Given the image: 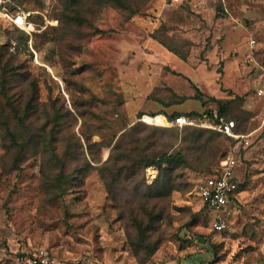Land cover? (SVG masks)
<instances>
[{"label": "rangeland", "instance_id": "374dc122", "mask_svg": "<svg viewBox=\"0 0 264 264\" xmlns=\"http://www.w3.org/2000/svg\"><path fill=\"white\" fill-rule=\"evenodd\" d=\"M15 2L17 6L0 10V46L8 50L12 62L7 63L15 66L21 78L9 82L15 100L28 72L43 108L51 109L52 99L58 96L57 89H50V84L56 86L52 77L61 84L70 71L86 68L82 78L89 88L77 100L97 105L100 97L111 95L108 104L127 110L129 117H121L132 125L141 120L140 113L160 111L147 98L153 89L169 83L176 91L171 83L178 81L182 87L176 92L191 99L170 107L169 113L215 107L213 99L240 95L245 100L234 98L228 116L237 117L238 131L252 134L247 146L217 136L216 148L206 151L209 161L202 165L196 160L198 153L184 140L198 133L196 130L157 125L169 127V131L148 140L150 151H183L188 166L181 163L175 169L176 182L183 183L179 190H166L158 199H151L150 189L142 186L141 192L149 194L147 208L157 203L155 210L163 215L160 221L146 222L149 245L161 241L151 253L134 223L122 219L123 212L143 215L135 205V195L124 190L109 193L106 181L109 183L110 173L104 179L98 169L110 155L117 139L112 136L121 121L114 118L112 126L106 123L96 132L89 130L87 141L83 119L68 100L62 109L68 126L60 135L59 158L54 161L38 154L44 149L38 138L31 139L28 128L11 117L8 127L15 138L0 126V241L7 242L8 252L28 253L45 247L55 264H264V96L257 94L264 83V0H126V6L120 8L104 0H82L81 8L71 12L75 17L71 21L66 16V0ZM43 31L44 36H33ZM156 31L176 49L189 53V62L173 54L172 63L166 66L150 62L149 41ZM70 33L76 41L91 34L90 42H81L75 51L54 47L60 38L68 40ZM26 34L30 47L33 39L42 46L40 52L31 55L21 45L18 50ZM251 39L257 41L256 47ZM44 67L50 76L45 75ZM140 71L143 79L152 78L153 87L137 80ZM197 87L199 100L192 99ZM4 102L1 98L0 110L5 109ZM68 107L73 119L66 112ZM96 142L102 144L91 151L89 143ZM232 154L238 159L237 175L244 183L241 201L227 214L226 230L216 231L213 214L194 187L206 169L219 167ZM60 161L67 164L64 180L59 179ZM75 168L81 170L75 172ZM145 173L146 183H153L156 178H148L147 170ZM4 257L0 252V264H10Z\"/></svg>", "mask_w": 264, "mask_h": 264}, {"label": "trees", "instance_id": "16d2710c", "mask_svg": "<svg viewBox=\"0 0 264 264\" xmlns=\"http://www.w3.org/2000/svg\"><path fill=\"white\" fill-rule=\"evenodd\" d=\"M111 2L120 7L126 6V0H104V2ZM82 0H66L68 11H67V19L69 21L73 20L75 17L71 14L72 11H76L79 7L81 8L80 4ZM12 7L17 6L15 0H10L6 3ZM15 8V7H13ZM59 29V26L57 28ZM32 33H30L31 35ZM35 35V36H34ZM91 35V34H90ZM89 35V37H90ZM34 37H42L44 36L43 32H35L33 34ZM89 37H84L83 39L76 41V39L72 40V33L69 34V39L64 40L63 38L59 39V43L56 44L58 49L60 48L61 51L68 50V51H75L78 49L79 44L83 42V45L86 42H90ZM152 38L167 48L170 52L178 56L180 59L187 61L189 57V53H182L180 50L176 49L173 45L167 42L166 39L161 38L158 35L157 31L152 34ZM20 45L23 47V50H27L28 52L33 55L34 51L40 52L41 47H39V43L35 42L33 39L32 47L29 45V37L26 34L25 37L19 43V51ZM4 45L0 46V76H1V83H0V99H5L4 107L5 109L0 110V126H4L8 129V133L12 138L16 137V133L14 131L9 130L10 125V118L15 119L16 121L20 122L24 127L28 128L29 136L31 139L36 140L38 138V144L41 147H44L43 151H39L38 154L43 155L47 160H54L56 161L59 158L58 151L60 147V141L62 139L61 133L66 130L68 124L64 119V113L62 109L64 108L66 102L69 100L72 103L73 108L79 113V116L83 119L82 125L83 130L85 131V139L88 141L90 139L87 132H96L99 130L104 124L112 126V121H121L122 126L117 129L114 133L112 138L117 137L116 141L114 142L110 155L107 160H105L101 165L98 166L100 173L103 175V178L106 179V173H110V180L109 183L106 181L107 190L109 193H119L121 190L131 192V195H135L136 203L135 205L141 208V212L143 215L136 214V212H130L126 216V212L122 213V219L126 222H133L134 226L138 228L143 235V244L147 245V249L150 252H154V250L160 245L161 241L156 242L153 247L149 245L147 241L148 233L146 229V222L147 220H151L153 223L156 221H160L163 215L156 212L157 203L153 205L154 208L149 209L147 208V203L145 199L149 196V194L142 193V186L145 185L147 189H150V198L151 199H158L162 194L166 191H174L179 190L181 187L182 182L178 183L175 180V169L181 163H184L188 166V158L183 151L177 152H168L163 151L162 149H156L154 151H150V146L148 145V140L154 137H158L164 133V131H169V127H158L150 126L147 122L142 120L136 121L132 125L127 124L126 120L122 119L121 116L127 119L129 117L127 110H123L116 105H109L108 98L109 95L106 97H100L101 103L94 105L86 99H81L82 101H78L77 97L83 95L87 90L88 85L83 81V74L87 71V69H74L70 71V74L67 76L62 77V83H57L54 77L52 80L54 81V86L50 84V89L53 88L58 90V96L50 103L51 109L44 107L41 104L40 97H39V90L35 81H30V74L27 72L25 75L26 77L22 79L26 81L25 85H21L19 90L16 91L18 100H15L12 97V94L9 93V82L11 78L13 80L21 81L19 78L18 73L15 71L14 65H10L9 63L12 62V58L9 57L8 50H4ZM31 48L33 52H31ZM5 56L7 58L6 62L4 61ZM11 56V55H10ZM68 57V56H66ZM9 62V63H7ZM45 75L50 76V72L44 67ZM28 76V77H27ZM54 78V79H53ZM79 89L77 91L76 89ZM112 92V89H110ZM200 91L198 87L196 88V93L192 96V99H200V95L198 94ZM149 100H152L156 104L162 106V109L158 113L152 114H165L170 120H175L178 115L181 114H189V115H196L202 116L206 113L214 124L222 123V118L224 122L234 120V117L228 116L229 112V104L230 102L236 99L239 101H244V97L240 95H235L233 99H213L216 102L215 107H208L203 110H191L187 112L183 111H174L169 113L167 109L170 107L180 105L185 103L188 99H191L189 96H180L176 91L171 89L168 85L163 88H155L149 93L147 96ZM111 99V98H110ZM85 100V101H84ZM122 104V102H119ZM1 105V103H0ZM46 106L48 103L46 102ZM95 106V107H94ZM9 109V113L6 110ZM121 110V112L119 111ZM68 114L72 117H75L71 109L66 110ZM111 117H110V116ZM142 113H140L139 117ZM144 115V114H143ZM37 124V125H36ZM178 128H192L196 130V134H194L191 138H185L184 140L191 144V150L194 153H198L196 160H199L202 165L206 162L208 163L209 158L206 156V151L211 148H216L218 139L217 136H227L233 139L235 142L238 141L235 138L229 136L228 134L220 131L219 129L204 127V126H175ZM204 132L211 133L209 136H205ZM241 134H247L246 132H240ZM119 133V136L117 134ZM90 134V133H89ZM75 139H77L76 135H73ZM113 139L107 146H111ZM102 143H89V148L92 151V148H96L101 146ZM244 144V143H241ZM66 161H60L62 166L61 173H59V179H65L67 164ZM206 163V164H207ZM149 167H154L159 169V175L155 179V181L151 184L146 183V176L145 172ZM207 168V167H206ZM81 169H74V171H80ZM213 172V169H206L198 178V180L206 175H209ZM105 175V176H104ZM132 185V189H129ZM243 182L239 180V190H243ZM156 190V193H153ZM151 211H153L151 213ZM150 215L147 218L146 216ZM150 213V214H149ZM155 213V214H154ZM124 216V217H123ZM224 229L223 231H225Z\"/></svg>", "mask_w": 264, "mask_h": 264}, {"label": "built area", "instance_id": "2783aa9c", "mask_svg": "<svg viewBox=\"0 0 264 264\" xmlns=\"http://www.w3.org/2000/svg\"><path fill=\"white\" fill-rule=\"evenodd\" d=\"M10 0H0V10L6 9V3ZM179 1V0H172ZM6 16L10 17L8 13ZM19 16V15H18ZM22 16V15H20ZM26 20L27 15L23 16ZM15 21V20H14ZM257 41L251 39L252 47H256ZM264 72V68H262ZM259 96L264 95V83L257 90ZM165 122L157 123L156 117L144 114L141 120L150 124L164 125V126H204L228 134L235 138L245 146L250 145V134H241L237 130V123L234 120L214 124L209 119L208 115L204 113L201 117L196 115L181 114L175 120H170L167 116L163 115ZM238 159L236 155L232 154L222 160L221 165L209 175L200 178L194 187L196 195L202 200L206 208L213 214L212 227L216 231H223L227 227V214L230 209L237 208L240 205L239 178L237 175ZM157 169L149 167L147 169L148 178L152 172ZM155 178V175L154 177ZM0 252L5 256L6 261L10 264H55V258L51 251L45 247H37L28 253H15L8 252V244L5 241H0Z\"/></svg>", "mask_w": 264, "mask_h": 264}, {"label": "crops", "instance_id": "0c3cea01", "mask_svg": "<svg viewBox=\"0 0 264 264\" xmlns=\"http://www.w3.org/2000/svg\"><path fill=\"white\" fill-rule=\"evenodd\" d=\"M251 41V40H250ZM149 43L151 44L152 47H150V50H149V60L150 62H154L156 64V66H161L160 64H163L164 66L168 65L169 63H172V57L171 55L173 54L172 52H170L167 48H165L163 45H161L159 42L153 40V41H149ZM174 56H176L175 54H173ZM178 57V56H177ZM189 59H190V56L187 60V62H189ZM168 67V66H167ZM185 74V73H184ZM136 75V78L137 80H140L141 83H149L151 84L153 81H151L152 78H149V79H146V78H142V75H141V71L140 73H137ZM189 76V75H188ZM143 81V82H142ZM175 81V80H174ZM197 84L200 83V80H197L196 81ZM169 85V83H168ZM178 85V86H177ZM151 86L153 87V83L151 84ZM171 86L176 90L178 91L179 89H181L180 87H182V85L178 82V81H175V83H171ZM151 87V88H152ZM150 88V89H151ZM260 88V86H258L257 90ZM149 89V90H150ZM148 92L145 93V95L147 94ZM264 95L260 96L263 97ZM158 105V104H157ZM158 108L161 109V107L158 105ZM180 110V109H179ZM262 114H261V121L262 123L264 124V109H262ZM183 112H187L188 110H181ZM252 134V133H251ZM251 134L249 136V139L251 137ZM158 171H156V174H157ZM155 174V178H156V175ZM170 264H179L178 262H173V263H170Z\"/></svg>", "mask_w": 264, "mask_h": 264}, {"label": "bare ground", "instance_id": "6f19581e", "mask_svg": "<svg viewBox=\"0 0 264 264\" xmlns=\"http://www.w3.org/2000/svg\"><path fill=\"white\" fill-rule=\"evenodd\" d=\"M156 121H157V123H163V122H165V118H164V116L162 114H159L156 117ZM154 175H155V172L153 171L151 173V176H154Z\"/></svg>", "mask_w": 264, "mask_h": 264}]
</instances>
